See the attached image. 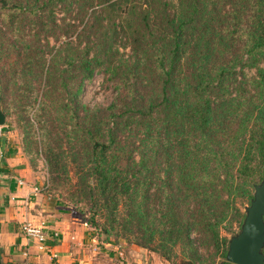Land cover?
I'll list each match as a JSON object with an SVG mask.
<instances>
[{
  "label": "trees",
  "instance_id": "obj_1",
  "mask_svg": "<svg viewBox=\"0 0 264 264\" xmlns=\"http://www.w3.org/2000/svg\"><path fill=\"white\" fill-rule=\"evenodd\" d=\"M0 3V32L30 38L25 84L34 69L46 67L45 53L36 48L42 42L62 41L52 63L62 47L85 42L81 76L66 105L86 135L90 165L81 172V192L106 196L105 210L121 197L131 203L126 220L146 232L145 244L157 239L168 251L180 244V264L200 259L193 234L222 251L217 264H234L226 260L222 228L231 232L225 223L230 208L240 228L245 214L235 198L250 201L264 173V0ZM120 47L128 49L126 59ZM245 68L254 75L241 76ZM97 69L119 88L104 107L79 101L82 81ZM0 142L4 146V137ZM150 200L161 207L155 230Z\"/></svg>",
  "mask_w": 264,
  "mask_h": 264
},
{
  "label": "rangeland",
  "instance_id": "obj_2",
  "mask_svg": "<svg viewBox=\"0 0 264 264\" xmlns=\"http://www.w3.org/2000/svg\"><path fill=\"white\" fill-rule=\"evenodd\" d=\"M59 15L62 16L61 13ZM4 24L0 22L2 30H5L2 27ZM0 42L1 107L6 115L3 127L4 155L24 157L37 173L38 181L42 184L41 191L57 199L65 207L64 211L88 223L96 239L92 245L96 246L98 252L89 259L90 264H180L184 260L180 244L172 246L171 251L157 245V239L145 244L146 232L143 234L137 225L126 220L131 203L121 197L110 205L109 210H105L100 204L108 201L106 196L94 197V204L95 199L81 192V172L85 171L86 163L90 165L85 153L86 135L80 131L78 120L70 117L66 105H71V91L81 76L79 65L84 40L80 44L74 42L71 49L62 47L53 63L52 54L60 48L62 41L54 42L51 39L48 46L42 42V46L36 48L45 53L46 67L44 71L34 69L31 81L26 84L24 76L27 69L22 64L27 61L24 48L30 43V38H17L3 31L0 32ZM50 50H53L51 54ZM119 51L125 59L128 57V49L120 47ZM245 70L244 74L240 73L241 76L245 73L253 76L255 73L254 69ZM39 72H43L41 81ZM47 72L50 74L49 84L44 80ZM110 75L97 69L90 79L83 80L79 101L90 107L110 104L119 91ZM77 135L80 137L76 138ZM49 154L52 155V171L46 161ZM75 155L80 158L76 160ZM91 181L89 178V183ZM235 194L232 191V195ZM249 202L242 195L235 198V206L242 213ZM149 209L152 217L149 228L155 230L161 209L159 201L155 204L150 200ZM109 211L112 216H109ZM227 217L225 223L231 232L222 228V235L229 239L239 227L234 221L232 208ZM192 236L200 253V259L195 264H217L221 260V250L201 245L197 235Z\"/></svg>",
  "mask_w": 264,
  "mask_h": 264
},
{
  "label": "crops",
  "instance_id": "obj_3",
  "mask_svg": "<svg viewBox=\"0 0 264 264\" xmlns=\"http://www.w3.org/2000/svg\"><path fill=\"white\" fill-rule=\"evenodd\" d=\"M34 186L40 192L34 193ZM41 190L37 173L24 157L0 159V264H90L98 252L88 223L64 211L57 199ZM25 219L43 223L44 249L22 232Z\"/></svg>",
  "mask_w": 264,
  "mask_h": 264
},
{
  "label": "water",
  "instance_id": "obj_4",
  "mask_svg": "<svg viewBox=\"0 0 264 264\" xmlns=\"http://www.w3.org/2000/svg\"><path fill=\"white\" fill-rule=\"evenodd\" d=\"M5 121L0 87V125H5ZM244 214L239 230L228 239L226 260L234 264H264V173L261 181L254 185Z\"/></svg>",
  "mask_w": 264,
  "mask_h": 264
},
{
  "label": "built area",
  "instance_id": "obj_5",
  "mask_svg": "<svg viewBox=\"0 0 264 264\" xmlns=\"http://www.w3.org/2000/svg\"><path fill=\"white\" fill-rule=\"evenodd\" d=\"M4 125H0V138L3 137V128ZM4 146L0 142V159L3 158L4 156ZM19 184H23L22 180L18 181ZM33 192L38 193L40 192V188L38 186L33 187ZM21 230L22 232L29 238L32 239L36 242L37 246L39 249H44L45 248V241L47 240V233L43 229V223H34L31 220L25 219L21 223ZM57 236V234H55ZM53 257H57V254L54 253Z\"/></svg>",
  "mask_w": 264,
  "mask_h": 264
}]
</instances>
